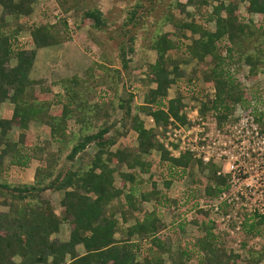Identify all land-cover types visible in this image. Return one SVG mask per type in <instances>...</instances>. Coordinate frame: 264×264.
<instances>
[{"label":"trees","instance_id":"trees-1","mask_svg":"<svg viewBox=\"0 0 264 264\" xmlns=\"http://www.w3.org/2000/svg\"><path fill=\"white\" fill-rule=\"evenodd\" d=\"M55 1L63 13L74 12L70 30L62 16L53 23L40 21L28 29L31 50L19 45L16 36L20 29L10 33L0 31V104L8 102L12 105L10 116L0 118V207L6 210L0 211V264H202L203 261H206L204 264H237L239 257L225 249L229 248L232 238L216 232L209 218L210 208L195 209L194 219L198 218L200 224L193 238L185 240L182 248L164 260L162 254H168V248L158 236L161 222L155 209L141 212L136 206L149 202L157 206L162 199L166 207L183 206L191 196L187 186L184 190L179 188L175 198H169L167 194L174 181L184 178L190 182V189L194 172L203 175L205 184L197 186L205 204L228 189L226 176L216 175L215 165L203 164L188 152L173 158L156 139V135L163 133L170 124L169 119L178 124L185 122L184 96L176 92L172 98H167L169 87L182 78L180 64L193 61L207 66L201 83L212 87L213 97L211 101L200 102L199 114L218 111L215 118L219 125L228 122L227 117L238 106L258 125L260 133H264V91L261 99H252L243 84L264 71V0H212L210 3L206 0H168L166 12L159 22L147 13L161 0L151 1L146 9L144 2L150 3V0H133L122 9L114 23L90 0ZM31 4L32 0H0L1 14L15 19L29 17L33 11ZM198 5L209 8L202 13L201 20L194 17ZM240 5L244 16L239 13ZM188 8L192 12H187ZM165 24L171 25L172 33L160 32L159 26ZM209 24H212V30L208 28ZM83 28H87V41L95 44L97 33L104 35L108 43L114 40L111 33H116L120 41L110 50L98 43L97 59L88 61L81 76L77 72L68 74L49 86H43L41 78L29 79L37 49L66 44L72 33ZM147 28L151 30L145 49L152 51L155 58L141 72L140 82L146 90L142 104L136 106L131 93L120 95L121 73L133 61L131 57L139 49L140 34H146ZM172 36H176V40L172 41ZM173 56L181 59H173ZM87 60L82 56L81 65H75L72 58L66 63L68 68L80 69ZM10 61L14 62L12 66L8 65ZM242 68L244 75L240 73ZM94 72H99V77L109 78L108 84L103 83L107 84V93L111 92L109 106L112 113L121 111L122 132L114 130L111 133L115 122L108 120L107 113L100 112L102 102L88 104V85L96 79ZM110 75L114 77L112 85ZM191 78L188 77L187 82ZM36 85L38 88L34 91ZM53 87H57L60 94L51 92ZM189 88L188 93L193 95L192 83ZM197 100L200 101V96ZM248 107L251 112L246 110ZM139 114L150 119L152 128L144 127ZM126 121L128 125H124ZM30 123L48 129L49 140L56 148V156L48 159L49 162L63 157L71 163L88 146H92L94 152L78 167L63 169L60 165L47 163L34 169L30 183H11L6 180L8 170L3 161L8 157L9 166L25 168L29 165V152L34 150L29 151L25 143ZM70 123L78 127L75 133L68 131ZM12 128L18 130L14 142L7 138ZM126 134L134 138V150H112L117 137ZM152 152L157 153L160 163V168H154L157 176L149 172L151 165L143 159ZM122 168L124 172L120 171ZM143 174L147 175L146 189L140 190ZM46 192L60 193L58 209L45 197ZM114 203L120 208L121 221L126 216L133 221L123 231L114 219L116 212H104ZM222 207L224 203L218 206L217 215ZM237 217L239 224L235 233L239 236L251 238L263 230L264 216L244 212L242 217L240 214ZM61 225L68 228L66 241L52 238ZM178 230L182 231V225ZM119 231L122 236L115 238ZM171 232L172 236L176 235L175 231ZM144 243L147 244L143 249ZM236 245L246 247L248 258L242 264H264L263 251L254 250L239 239ZM77 246L81 248L80 254H77Z\"/></svg>","mask_w":264,"mask_h":264},{"label":"rangeland","instance_id":"rangeland-1","mask_svg":"<svg viewBox=\"0 0 264 264\" xmlns=\"http://www.w3.org/2000/svg\"><path fill=\"white\" fill-rule=\"evenodd\" d=\"M133 0H90V2L94 3L95 6L99 9V11L106 17H108L111 21V23L114 21L117 22L118 18L120 17V12L122 9L128 4V2H131ZM151 1L154 2V0H150V3L148 1L144 2V8L146 9L151 5ZM184 0H180V2H183ZM209 3L212 0H206ZM168 0H161L159 3L152 8V11L147 15L149 17H152L155 21L159 22V18L164 15L166 12V7ZM239 13L244 16V12L242 10L241 5L238 6ZM209 11V8L198 5L195 18L197 17L198 20H201L203 16V12ZM55 12L56 16H62L61 18L64 19V21L69 23L66 24V27L69 28L73 25V19H74V12H68L67 14L63 13L61 7L56 3L55 0H43V2L36 3L35 6H33V11L29 17H20V18H13L12 16H3L1 14L0 9V18L2 19V24H0V31L4 33H10L14 29L18 28L21 31L16 36V39L19 41V45L25 46L24 49L31 50L32 46L29 44L28 40V29L30 27L36 26L40 23V21L53 23L57 22L55 21L52 16V13ZM187 12H192L191 9H187ZM119 15V16H117ZM52 18V19H51ZM256 20L254 19V22ZM159 24V23H158ZM156 28V27H155ZM161 28V29H160ZM208 28L210 30L213 29L212 24L208 25ZM159 29L160 32H169L172 33L173 28L170 24L160 25ZM150 28H147L146 34H140L138 46L139 49L135 54L132 55L131 58H133V61L128 65V68L126 71H122L121 77H122V87L119 88V91L121 92L120 95H124L125 93H131L133 96V102L136 106L142 104V98L143 94L145 93V86L140 82L142 80L143 76L141 75V72L145 70L146 64H150L154 61V53L152 51H149L146 48H148V31H150ZM87 34V28L81 29L78 33L74 34L72 33L70 35V41L66 44L54 46L50 49V52H47L46 56L39 60H35L34 65L32 66L31 72L34 73L35 77L41 76L42 79V85L43 86H49L51 82H55L57 79L68 75L72 73H79L78 75L81 76V73L83 72V68L89 64L88 61L96 60L97 56L99 55V48L97 47L98 43L102 44L101 47H104V49H114V45L120 41L118 35L116 33H111V36L114 38L113 42H109L105 40L104 35L98 34L95 36V43L87 41L86 39ZM143 39V41H142ZM172 41L176 40V36L170 37ZM182 41V40H180ZM24 42V43H21ZM76 51V52H75ZM77 57L75 58V56ZM80 55V56H79ZM73 56V57H72ZM84 56L88 60L86 63L83 64L84 66L80 69H72L67 67L66 61H68V58H72V60L75 61V65L79 63V60ZM54 57V58H53ZM173 59H181V57L173 56ZM185 58V57H184ZM88 62V63H87ZM14 64L13 61L9 62V66H12ZM82 63H79L81 65ZM114 66V65H112ZM78 68V67H77ZM116 69L118 67H115ZM179 68L182 72V78L177 80L174 86L169 87L167 91V98H172L176 92H180L182 96H184L182 103L184 105V108H190L189 110H192L193 108L197 107L200 108V102H204L203 99H206V93H208L209 88L207 86L202 85L201 83V76L205 69H207V66L204 63H195L193 61H190L186 64H180ZM238 68V67H237ZM140 70V71H139ZM31 73V77H32ZM240 73L244 75L245 69H240ZM99 72H94V78L99 79L98 81H90V97H88V104H94L95 102H102L101 106L102 110L100 112H105L108 114V120L115 122V126L111 133H113L114 130L117 132H122L121 124H120V118H121V111L117 110L115 113H112V109L109 106V100L111 97V92L107 93V87H105L108 84V77L100 76ZM102 77V78H101ZM192 77L189 82H187V78ZM111 85L113 84L112 81H114V77H111ZM34 80V79H31ZM193 81V82H192ZM106 82V83H103ZM192 83V89L194 90L193 95L189 94V86ZM103 84V85H102ZM189 84V85H188ZM243 84L247 90V92L252 96V99L260 98L262 96V92L264 91V71L259 73L254 80H250V82L243 81ZM202 86V87H200ZM114 86H112L113 88ZM151 88L153 85L150 86ZM34 91L38 88V86H34ZM200 91V92H199ZM51 92L54 94H60V90L57 87H53L51 89ZM204 95L202 97L201 95ZM86 95L85 93L83 94ZM200 96V101L197 99ZM87 98V97H86ZM201 102V103H202ZM12 109V105L8 102H4L2 104V107L0 106V118H8L11 114L10 110ZM249 112L252 111L251 107L246 108ZM185 112H189L188 110H185ZM199 112V111H198ZM111 115V116H110ZM203 115H208V113H204ZM202 115V116H203ZM138 118L143 122V125L145 128H152V122L149 118L146 116L139 114ZM99 122H96V124H99ZM124 125H128V121L124 122ZM78 127H73L72 123L68 125V131H71L73 133L76 132ZM18 130L13 128L10 130V132L7 135L8 140L10 141H16V134ZM26 146L29 151L33 148V152H29V155L31 157V161L28 166L25 168H18L15 166H9L8 165V157L4 159L3 164L8 170L6 173L7 181L15 184H26L30 183L32 180V175L34 172V169L37 166H44L47 163H50L52 166L54 165H60L65 168H75L78 167L81 164H85L90 155L94 152V149L92 146H88L83 153H81L77 158H75L71 163L66 162L63 157L56 158L53 161H48V159H53L54 156H56V148L55 144L50 142L48 137V129L42 125H38L35 123H30L29 127L27 129L26 133V140H25ZM127 148L129 150H134L135 148V141L134 138L130 134H126L125 136L119 135L116 139V144L112 147V150L115 149H123ZM144 160L150 163L151 169L149 172L153 176H157V172L154 170L155 167L160 168V163L158 162V156L157 153L152 152L149 156L143 157ZM120 171L124 172V169H120ZM256 173V175L253 173L254 176V189L256 186H258V189L261 191L262 198H264V168L261 169ZM138 172V169L135 168V173ZM206 173V170H204ZM204 173V174H205ZM116 185H118L117 175L114 174ZM147 175L143 174L140 176V179L142 180V184L139 186L140 190H144ZM194 178L193 184L191 183L190 189H188V185L190 182L186 178L180 180V181H174L171 185V189L168 192L169 198H175L177 195V190L183 189V187H186V190L190 192L191 196L189 199L186 200L185 204L183 206L178 207L177 209L173 207H166V204L163 202V199L159 201V204L157 206H154L151 202L149 203H142L139 205L137 203V208L139 211H150L152 208L155 209V213L160 219L161 227L159 229L158 236L161 239L162 243L166 248H168V254H162V258L164 260L167 259V256L175 254L180 248H182V244L185 240H189L193 238L196 227L200 224V220L198 218L194 219V211L195 209H207L210 208L212 203L214 202V199H212L208 204L204 203V199L200 197L201 190L197 186L198 184H205L203 175H201L198 172H194ZM158 189H160V183L157 185ZM193 188V189H191ZM259 192H256L253 194V197H250L249 200V206H253L257 204V201L259 199ZM45 197L48 198L53 207L55 209L59 208V200L61 198L60 193H51L46 192ZM197 198V199H195ZM117 202V201H116ZM119 203V202H117ZM214 204V203H213ZM259 204H262L264 207V203L261 202ZM216 205V204H214ZM226 207V208H225ZM123 208V207H122ZM121 208V209H122ZM232 208V209H230ZM119 207L116 203L107 206L104 209V212L106 214L110 212H116L114 215V219L118 221V225L120 226L121 231L130 224H132V220L130 217L126 216L124 221L120 220L119 215ZM210 216L209 218L213 221L212 223L215 225V230L218 233H221L223 235H227L232 238L231 244L229 243V248H225L227 250V253L229 251L233 255H237L239 257V261L237 264H242L244 260L248 258V254L246 253V247H239L236 245V240L239 239L240 243L244 242V244L248 247L253 248L257 251H263L264 252V227L263 230L259 232V234L251 236L250 237H242L239 236V234H236L234 231L235 224H231V218L233 214L236 216L240 214L242 217L244 212L237 213L236 211H233V207L230 206H224L222 207L219 215H216L212 212V208H210ZM264 209V208H263ZM1 212H5V208L0 207ZM209 215V214H208ZM220 215H228L227 219L220 217ZM246 215V214H245ZM223 220V221H222ZM227 220V221H226ZM233 222V220H232ZM182 225V231L179 232L178 226ZM175 231L176 235L172 236L171 231ZM122 236V232H118L117 235H115V238H120ZM238 236V238H237ZM52 238L59 240V241H66L68 238V228L66 225H61L60 230L56 235H54ZM135 242V241H134ZM146 244L142 245L143 249L146 248ZM148 246V245H147ZM181 246V247H180ZM77 254L81 253L80 246L76 247ZM14 261L16 259L14 258ZM206 262V261H205ZM203 261L202 264L205 263ZM264 263V262H263ZM196 264V263H191Z\"/></svg>","mask_w":264,"mask_h":264},{"label":"built area","instance_id":"built-area-1","mask_svg":"<svg viewBox=\"0 0 264 264\" xmlns=\"http://www.w3.org/2000/svg\"><path fill=\"white\" fill-rule=\"evenodd\" d=\"M52 17L55 21L60 18L55 12ZM66 24H69L67 20ZM208 88V93H205L212 99L213 89ZM206 99H203L204 102ZM189 109L188 107L182 110L185 117L183 124L169 119L170 124L166 126L165 131L156 135L158 142L173 158L182 152H188L203 164L215 165L216 175L226 176L228 189L214 197L213 203L216 205L212 203L210 206L214 214L219 212L218 206L224 203V206L233 207V211L238 213L256 212L264 216V207L259 204L264 203V198L258 186L254 189L253 182V173H261L264 168V133H260L258 125L238 106L232 109L227 117L228 122L223 121L219 125L215 118L218 111L212 110L207 112V116H202L198 112L200 108ZM262 128L264 131V127ZM256 192H259L257 204L249 206L247 201H250L249 198ZM227 217L228 215H223L222 218ZM231 220L235 224L234 231H237L239 221L236 213Z\"/></svg>","mask_w":264,"mask_h":264},{"label":"crops","instance_id":"crops-1","mask_svg":"<svg viewBox=\"0 0 264 264\" xmlns=\"http://www.w3.org/2000/svg\"><path fill=\"white\" fill-rule=\"evenodd\" d=\"M40 3V2H43V0H32V4H31V7H32V9H33V6H35V4L36 3ZM52 47H48V48H42V49H37L36 50V52H35V60H39V63H40V59L42 58V56L43 57H45L46 56V54H47V52H50V49H51ZM76 52V51H75ZM75 57H77V56H75ZM54 58V57H53ZM35 62V61H34ZM33 65H34V63H33ZM31 71L29 72V75H28V77H29V79L31 80V79H34V80H36V79H38V78H40L41 76L39 75V76H37V77H35V75H34V73H32V77H31ZM208 87V86H207ZM212 99L210 98V97H208L207 96V101H211ZM3 104V103H2ZM2 104H0V106L2 107ZM210 111H212V110H208L207 112H210ZM10 112H11V110H10ZM13 129V128H12ZM16 129V128H15Z\"/></svg>","mask_w":264,"mask_h":264},{"label":"clouds","instance_id":"clouds-1","mask_svg":"<svg viewBox=\"0 0 264 264\" xmlns=\"http://www.w3.org/2000/svg\"><path fill=\"white\" fill-rule=\"evenodd\" d=\"M206 112H207V111H206ZM206 112H205V113H206ZM203 114H204V113H203ZM203 114H202V115H203ZM200 115H201V114H200Z\"/></svg>","mask_w":264,"mask_h":264}]
</instances>
